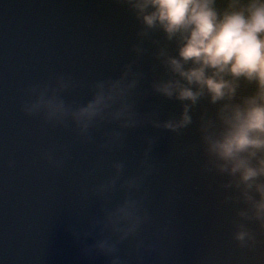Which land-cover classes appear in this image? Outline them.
Returning <instances> with one entry per match:
<instances>
[{"label":"water","instance_id":"water-1","mask_svg":"<svg viewBox=\"0 0 264 264\" xmlns=\"http://www.w3.org/2000/svg\"><path fill=\"white\" fill-rule=\"evenodd\" d=\"M138 28L115 0H0V264H107L103 256L82 255V244L92 240L76 241L70 229L86 228L102 205L122 196L116 191L101 200L91 189L111 174L114 161L125 165L122 178L136 173L144 136L157 138L153 171L136 193L149 217L139 232L152 245L144 264H264V232L236 215L241 203L224 200L231 195L220 187L224 177L203 170L196 120L201 107H213L206 101L180 134L145 125L125 130L122 146L111 150L97 145L114 125L93 130L92 142L82 143L71 124L45 125L20 110L23 89L55 74L79 81L65 97L83 102L92 81L115 77L134 59ZM150 63L145 55L139 66L147 71ZM138 107L161 119L179 111L178 102L151 92ZM47 149L63 156L62 167L43 159ZM236 222L252 231V248L232 238ZM133 243L119 245L126 264H135Z\"/></svg>","mask_w":264,"mask_h":264},{"label":"clouds","instance_id":"clouds-1","mask_svg":"<svg viewBox=\"0 0 264 264\" xmlns=\"http://www.w3.org/2000/svg\"><path fill=\"white\" fill-rule=\"evenodd\" d=\"M136 20L134 59L115 77L92 81L83 102L69 101L65 94L80 86L68 74H55L23 89L20 110L40 117L45 125L71 124L77 139L92 142L93 130L114 125L103 133L100 149L121 147L124 132L151 125L180 134L196 120L205 172L224 177L221 188L231 190L224 200L241 203L236 210L242 220L255 221L264 232V0H115ZM150 55L147 71L139 61ZM147 88L142 87L146 77ZM248 88L247 91L242 89ZM149 92L179 104V111L163 119L156 112H142L139 103ZM137 172L123 177L124 163L114 161L112 172L91 189L101 200L122 192L115 202L102 205L84 229H70L82 244L84 256H103L107 264H126L119 245L133 240L135 264H144L152 249L139 236L149 220L138 197L141 184L153 171L150 152L157 138L144 136ZM55 149L41 155L54 167L63 156ZM9 166L14 161H9ZM95 168L89 170L94 172ZM232 238L242 248L256 244L252 231L236 222Z\"/></svg>","mask_w":264,"mask_h":264}]
</instances>
